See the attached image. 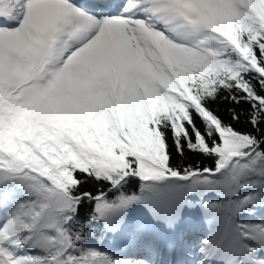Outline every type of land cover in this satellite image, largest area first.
<instances>
[{"label":"snow or ice","instance_id":"snow-or-ice-1","mask_svg":"<svg viewBox=\"0 0 264 264\" xmlns=\"http://www.w3.org/2000/svg\"><path fill=\"white\" fill-rule=\"evenodd\" d=\"M0 264H264V0H0Z\"/></svg>","mask_w":264,"mask_h":264}]
</instances>
